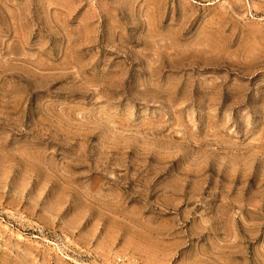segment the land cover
Returning a JSON list of instances; mask_svg holds the SVG:
<instances>
[{"label": "rangeland", "instance_id": "1", "mask_svg": "<svg viewBox=\"0 0 264 264\" xmlns=\"http://www.w3.org/2000/svg\"><path fill=\"white\" fill-rule=\"evenodd\" d=\"M0 264H264V0H0Z\"/></svg>", "mask_w": 264, "mask_h": 264}]
</instances>
